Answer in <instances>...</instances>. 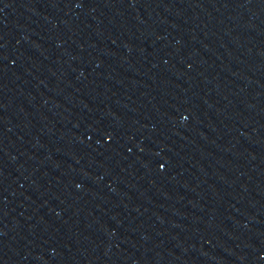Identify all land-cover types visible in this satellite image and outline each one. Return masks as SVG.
<instances>
[{
    "label": "water",
    "instance_id": "1",
    "mask_svg": "<svg viewBox=\"0 0 264 264\" xmlns=\"http://www.w3.org/2000/svg\"><path fill=\"white\" fill-rule=\"evenodd\" d=\"M0 264H264V0H0Z\"/></svg>",
    "mask_w": 264,
    "mask_h": 264
}]
</instances>
